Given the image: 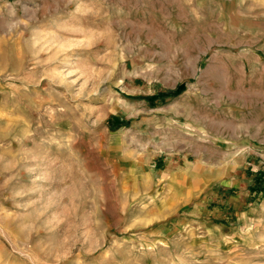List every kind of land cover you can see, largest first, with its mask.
I'll return each mask as SVG.
<instances>
[{
	"label": "rangeland",
	"instance_id": "1",
	"mask_svg": "<svg viewBox=\"0 0 264 264\" xmlns=\"http://www.w3.org/2000/svg\"><path fill=\"white\" fill-rule=\"evenodd\" d=\"M259 206L264 0H0V264H264Z\"/></svg>",
	"mask_w": 264,
	"mask_h": 264
},
{
	"label": "bare ground",
	"instance_id": "2",
	"mask_svg": "<svg viewBox=\"0 0 264 264\" xmlns=\"http://www.w3.org/2000/svg\"><path fill=\"white\" fill-rule=\"evenodd\" d=\"M256 212L258 213L257 215H255V217H254V219H252L251 220V222H249L248 221V218L246 219L247 220V224L251 227V225L252 226H256V227H258V225H262L261 223V221H262V219H264V206H259V207H257V209H256ZM254 235H255V230H253V228H252V230H250L249 229V231L246 233V236H247V238H248V240H246V242L249 244V245H251V246H255L256 244H263V242L261 241H256V240H254L253 239V237H254ZM212 237H214V235L213 234H211L210 233V230L207 232V235H206V238H209V239H212L213 240V238ZM198 240V239H197ZM206 240V239H205ZM251 240V241H250ZM213 259V258H212ZM228 264V263H227Z\"/></svg>",
	"mask_w": 264,
	"mask_h": 264
}]
</instances>
